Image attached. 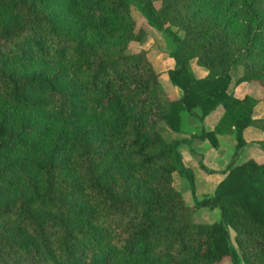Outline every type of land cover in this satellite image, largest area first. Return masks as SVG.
I'll return each instance as SVG.
<instances>
[{
	"label": "trees",
	"instance_id": "16d2710c",
	"mask_svg": "<svg viewBox=\"0 0 264 264\" xmlns=\"http://www.w3.org/2000/svg\"><path fill=\"white\" fill-rule=\"evenodd\" d=\"M132 6L172 41L167 77L181 96L163 90L147 50L126 51L145 37ZM236 65L259 98L228 91ZM259 100L264 0H0V264H264V160L237 162L244 129L264 131ZM184 115L198 129L167 140ZM222 135L231 159L198 199L178 146L214 173L194 142ZM175 171L191 207L218 219H189Z\"/></svg>",
	"mask_w": 264,
	"mask_h": 264
},
{
	"label": "rangeland",
	"instance_id": "374dc122",
	"mask_svg": "<svg viewBox=\"0 0 264 264\" xmlns=\"http://www.w3.org/2000/svg\"><path fill=\"white\" fill-rule=\"evenodd\" d=\"M158 5V3L156 4ZM131 14L132 19L135 22V28H142L145 33V37L142 41H132L129 42L126 51L128 53H136L140 51L141 49H145L148 52L149 60L153 63L154 68L159 73L160 83L163 88V90L170 94L175 95V92L173 91L176 86L172 85V83L169 81L167 77V70L174 65V59L171 56V51L173 49L172 41L170 40L169 36L164 33L157 31L156 29L149 26L145 19L141 16L140 12L136 10L134 6L131 8ZM173 30H176L175 27H171ZM180 35L182 32H178ZM186 56L188 57L189 66L192 72L195 76H201L203 77L206 75L207 70L196 63V58L193 55L192 50L186 51ZM231 74V82L228 87V91L233 92H245L248 88V85L246 84L243 86L241 83H237L236 80L238 77L242 75V66L236 65L233 66L230 70ZM250 88H249V94H251L254 97H260L261 91L257 88L256 82H249ZM242 85V86H241ZM178 89V88H177ZM176 90V89H175ZM179 90V89H178ZM241 92V93H242ZM238 94V93H236ZM223 112L222 105H218L216 109H214L212 112H210L204 120V127L212 128L214 124L217 122L219 117L221 116ZM253 117H264V100H259L257 104L255 105L253 109ZM193 119H190V122ZM193 129H188V131L195 130V121H193ZM254 129H258V127L254 126ZM186 133L180 134V133H174L170 130H167L165 132V138L167 140L171 138H181ZM254 135L251 134L248 136L250 143V148L248 146L246 149H243V153L241 152L239 157V162H243L247 160L249 157H255L257 160H264V150L262 146H264V141H259L260 138L259 135L253 137ZM195 143V149H196V141ZM226 144V142H224ZM198 151V150H197ZM260 151V152H259ZM182 154V153H181ZM207 154V160L206 158H203L204 164L209 168H218L219 170L224 166L225 164V158H219L216 155L215 157L211 155V153ZM183 159L185 162V165L190 167V169L193 171L194 174V182H195V195L198 199H201L203 196L211 195L213 192V189L218 181L219 178L222 177L221 170L215 171L214 173H209L205 170H202L197 166V160L195 158L186 159L183 155ZM212 166V167H211ZM173 184L175 188L180 192L184 202L190 206V212H189V219L194 222H202V223H212L216 219L219 218V211L217 208H209V207H201V208H192L193 205V198L190 193L189 184L187 179L178 171H175L173 174ZM233 231L230 230V235L233 238ZM221 264H231V262L227 259H225ZM243 264V262H241Z\"/></svg>",
	"mask_w": 264,
	"mask_h": 264
},
{
	"label": "crops",
	"instance_id": "0c3cea01",
	"mask_svg": "<svg viewBox=\"0 0 264 264\" xmlns=\"http://www.w3.org/2000/svg\"><path fill=\"white\" fill-rule=\"evenodd\" d=\"M197 77H201V76H197ZM243 86H245L246 84L248 85V88H247V90L245 91V92H234V94L236 95V96H243L245 93H247V94H249V88H250V84L248 83V82H240ZM241 85V86H242ZM176 89V90H175ZM173 91L175 92V95L174 96H176V97H179V96H181V94H182V92L180 91V89L178 90L177 88H175ZM236 93H238V94H236ZM207 116V115H206ZM190 119H192L190 116H188V115H184V117H183V125H182V128H181V131L180 132H174V133H180V134H185L186 133V135H184L183 137L184 138H188L189 137V135H190V133H192L193 131H196L197 129H198V126L196 125V123H195V130H193L192 131V129H193V124H194V120H191V122H190ZM205 120V119H204ZM215 125V124H214ZM191 126H192V129H191V131H188V129L189 128H191ZM203 126H204V122H203ZM254 126H249V127H247V128H245L244 129V131H243V137H244V139H245V141H246V145L244 146V148L243 149H246V147L248 146V148H250V143L251 142H249V139H248V136L249 135H251V134H253L254 136L253 137H255V136H258L259 135V141H264V131L263 130H261L260 128H258V129H254L253 128ZM213 128V127H212ZM206 129V128H205ZM207 129H211V128H207ZM182 138V137H181ZM218 139H219V143H218V146L217 147H213L211 144H210V142L207 140V139H196L195 141H196V152H198V153H200L201 155H202V162H203V158H206V160H207V154L206 153H208L209 152V154L211 153V155L212 156H216V155H218L217 157H221V158H225V164H224V166L220 169V170H223L225 167H226V165H227V163L230 161V159H231V156H232V153H233V148H234V140H233V138L230 136V135H222V136H218ZM224 142H226V144H224ZM251 149V148H250ZM178 150H179V152H180V154L182 155V160H183V162H184V159H183V155L185 156V158L186 159H190V161L192 160L191 158H194L193 156H192V154H191V152H190V149L188 148V146H187V144H185V143H182V144H180L179 146H178ZM198 150V151H197ZM260 152V151H259ZM243 153V152H242ZM240 157V156H239ZM254 159V160H256V161H258V162H261L260 160H257L255 157H249L248 159ZM263 161V160H262ZM237 162H239V158H238V161ZM184 164H185V162H184ZM203 164H204V162H203ZM205 165V164H204ZM197 166H198V163H197ZM206 166V165H205ZM199 167V166H198ZM207 167V166H206ZM212 167V166H211ZM208 169H212V170H215L216 172L217 171H220L218 168H215V167H213V168H209V167H207ZM222 177H223V174H222ZM221 177V178H222ZM221 178H219L218 179V181H217V183L221 180ZM216 183V184H217ZM216 186V185H215ZM215 188V187H214ZM214 190V189H213Z\"/></svg>",
	"mask_w": 264,
	"mask_h": 264
}]
</instances>
